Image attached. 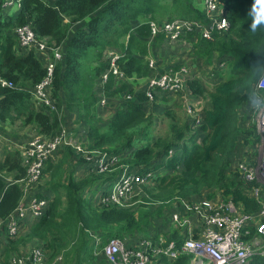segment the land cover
Masks as SVG:
<instances>
[{
	"label": "trees",
	"instance_id": "trees-1",
	"mask_svg": "<svg viewBox=\"0 0 264 264\" xmlns=\"http://www.w3.org/2000/svg\"><path fill=\"white\" fill-rule=\"evenodd\" d=\"M14 1L21 5L16 19L11 17L9 22L7 19L0 21V76L17 88H0V123L23 118L24 124L39 126L46 137L54 136L61 129L64 101L68 110L78 111L81 121L90 122L95 117L91 113L100 98L95 88L107 96L119 95L126 90L125 84L114 88L118 79L113 74L101 88V78L110 67L109 60L104 59L107 49L119 51L118 64L124 76L132 77L137 73L141 77L146 74L142 70L147 67L145 57L150 53L149 43L143 41L152 38L150 22L162 24L175 19L208 22L206 14L196 8L200 0H57L55 6L46 0ZM225 1L229 32H215L214 42L202 40V44L204 55L216 51L231 57L230 72L212 94L213 108L206 112L198 128H194L195 120L203 114L192 120L191 129L188 125L172 126V135L164 150L172 160L168 167L177 174L163 180L154 194L149 190L147 196L150 202L166 203L174 199L176 192L181 195L179 198H188L197 195L204 187L217 188L236 205L243 204L245 212L256 214L260 205L244 191L252 190L258 183L246 181L243 175L232 170V163L240 154L237 150L241 141L248 143L250 139L251 135L244 137L245 132L241 129L242 117L247 119L243 106L253 96L254 85L264 72V0ZM1 7L2 0L0 10ZM87 20L85 26L78 28L70 38L71 27ZM140 22L142 25L134 30ZM14 23L30 24L41 39L65 47L66 59L56 68L52 91L57 103L55 111L46 105L37 107L33 100L31 91L44 79L46 70L34 52L22 53L17 49L14 30L12 34L8 33L13 27L15 29ZM163 36L160 34L154 38V43ZM190 86L194 87L195 83ZM195 91L202 93L200 88ZM147 101L146 93L141 92L135 100L125 102L106 130H93L90 138L94 145L91 146L122 154L140 145L132 152L130 161L148 167L163 138L155 143L151 140L153 122L143 110ZM170 115L174 122L175 117ZM206 130L208 136L197 144L195 139L202 137ZM143 133L145 136L141 139ZM171 150L175 151L172 158L169 157ZM62 165L54 167L52 173V188L57 194L55 200L44 217L32 227L29 238L54 251L55 258L63 256L61 253L64 252L65 260L69 262L93 264L95 256L91 252L90 231L101 234L105 242L113 238H129L141 231L149 218L160 216L163 211V207L156 212L133 211L86 202L84 194L88 188L94 185L92 192L104 185L102 175H89L90 179L79 182L70 179L68 184H63ZM2 172L16 173L12 185L6 186L0 179V219L8 220L23 197L19 181L25 178L26 169L22 166L20 153L7 154L5 161L0 162ZM169 190H172L171 194ZM62 192L65 196L61 195ZM165 192L170 195H164ZM188 263L189 257L183 256L175 264ZM165 264L169 263L165 261ZM249 264H264V257L257 255Z\"/></svg>",
	"mask_w": 264,
	"mask_h": 264
},
{
	"label": "built area",
	"instance_id": "built-area-1",
	"mask_svg": "<svg viewBox=\"0 0 264 264\" xmlns=\"http://www.w3.org/2000/svg\"><path fill=\"white\" fill-rule=\"evenodd\" d=\"M120 1V0H115ZM205 14L208 22L191 21L186 19H175L158 22H150L152 39L164 35L172 41H179L188 36H200L203 40L215 41V32L227 34L230 26L228 21V7L225 0H205ZM20 8L14 0H2V11L12 12ZM14 35L17 39V47L21 52H34L35 55H43L46 58V75L44 79L31 91L33 100L38 105H46L51 110H56V100L53 98V86L55 73L58 65L63 64L66 57L64 45L57 46L48 39H41L33 30L30 24L16 25ZM155 40V39H154ZM37 57V56H36ZM121 55L116 49H109L107 58L110 67L101 78V88L108 82L110 74L116 78H122L124 74L120 70L118 61ZM0 88H12L17 86L0 76ZM182 88L177 77L163 74L158 78H150L146 89V96L149 101H154L155 92L178 93ZM256 98H263L256 108L261 106V111L257 115L258 136L260 138L261 158L256 164L255 154L240 152L234 160V171L243 175L246 181L256 182L262 180V184L252 190L244 192L254 198L260 205L256 214L242 211L237 212L235 203L221 202L217 207L210 201L202 203H190L184 200L180 204L186 212L197 217L198 222L203 226L199 236L191 235L184 243V250L195 256L193 264H249L257 256L264 257V72L254 85ZM126 101H132L133 97L128 94ZM263 101V102H262ZM102 106L106 105V99H100ZM247 113V125H251L252 107H244ZM190 113L192 111L190 110ZM242 114V113H241ZM243 115V114H242ZM204 117L195 120L194 128H198ZM194 120V119H193ZM255 138V141H256ZM244 140L241 141V144ZM72 150L77 161L83 166L88 175H107L115 173L112 183H104L99 191L96 205L99 207L116 206L123 209L138 208V204L147 205L145 188L152 186L157 175L144 166L129 165L124 161L130 159L133 149L122 154H114L108 150L97 147H88L79 140L71 137L65 127L52 137L38 134L30 138L24 153L22 154V165L26 169V176L20 180L23 197L15 213L10 217L7 225V233L10 239H18L21 234V226L26 219V215L32 216V221L37 224L46 214L50 205L55 200V194L42 187L44 183V170L47 163L53 156ZM245 149V148H244ZM175 151L169 152L172 158ZM235 177V176H234ZM30 189H36L37 195L29 201L25 200V195ZM17 212V214H16ZM172 220L183 227L182 217L175 213ZM187 223L189 222L186 220ZM95 250V256L103 257L107 264H163L164 257L177 258L179 255L174 243H170L167 248H163L164 239H159L158 243L144 241L142 243H132L129 238H113L105 242L101 234L95 232L88 233ZM2 262L0 255V264ZM63 256H58L53 261L48 258V253L43 245H40L26 255H15L9 264H62ZM206 262V263H205Z\"/></svg>",
	"mask_w": 264,
	"mask_h": 264
},
{
	"label": "crops",
	"instance_id": "crops-1",
	"mask_svg": "<svg viewBox=\"0 0 264 264\" xmlns=\"http://www.w3.org/2000/svg\"><path fill=\"white\" fill-rule=\"evenodd\" d=\"M46 1L52 6H55L57 2V0ZM196 8L205 13V0L198 1ZM19 12L20 10H16L15 7V9L10 12V15L14 13L17 15ZM87 22L88 20L71 27L70 38L76 33L78 28H82ZM133 24L136 25V23ZM141 25L142 22H140L138 26L136 25L137 27L134 28V30L139 28ZM13 30L14 27L12 28V31L9 30L8 33L12 34ZM202 40L203 39L197 35L187 37L179 41H172L163 36L155 43V40L150 37L143 39V41L148 42L150 46V53L147 57H145L147 67H144L142 70V72H145L146 74L139 77L137 73H135L132 77L123 76L120 79L116 78L118 81H116L114 88H121L124 84L127 87L126 90L119 95L114 94L112 96H107L101 89L98 90L95 88V93L100 98L95 111H92L91 113V115H94L95 117L90 122L81 121L79 119L78 111L76 109L74 111L68 110L66 102L64 101V111L62 113V119L64 122L61 125L68 130L71 137L76 138L83 145H94L90 138V134L95 128H100L104 131L112 124L116 115L123 109L124 103L129 102L124 98L126 95L130 94L133 97L132 101L135 100L138 97V94L146 92L150 78H158L163 74H169L177 77L182 85V88L178 93L162 94L160 92H155L154 101H147L143 104L144 112L153 122L151 140L155 143L160 138H163L162 144L160 147L158 146L159 148L156 149V154L151 159L149 166L146 167L155 173L157 177L152 186H146L145 194L147 189L155 192L161 183H163V180L167 181L169 178H173L177 174L168 167V164L171 163L172 160L168 159L167 152L164 150V148L168 145L169 137L172 135V126L179 124L181 127L182 125H188L189 129L193 128L191 123L196 116L203 114L201 117H204L206 112L212 110L211 96L215 92L218 85L228 77L230 72L232 58L216 51L204 55L205 48L203 47ZM36 56L45 68L47 63L46 58L40 54ZM104 59H106V56H104ZM191 83H195V86L191 87ZM199 88L202 93L195 91ZM112 92H114V90L111 91V94ZM61 95H63V93ZM254 95L255 93L253 96ZM260 95L264 97V94ZM255 96H257V94ZM102 97L106 99L105 106H102L100 103V99ZM247 102L249 103L250 99H248ZM176 107L182 111L184 121L178 119L175 115L174 111ZM190 110L192 113H190ZM170 114L175 117L174 122H172L173 119L170 117ZM161 116L165 117V121H159ZM23 121V118H15L10 123H0V162L5 161L8 153L17 152L22 156L32 135L35 136L39 133L41 134V128L39 126L34 124L26 125ZM161 123H164V128L161 133L158 134L154 131V127H158L159 129ZM208 134L209 131H203L202 137L195 139V142L197 144H201L202 138L207 137ZM144 136L145 133H143L141 139H143ZM139 147L140 145H136L133 150L136 151ZM247 150L248 149L245 148V151ZM124 162L131 166L134 165V162H131L130 159L125 160ZM61 163H63V177L61 180L63 184H68L70 179L79 182L91 178L86 173L83 166L77 161L76 156L71 150L53 156V158L47 163L44 170V183L42 187L46 190L50 189L49 191L53 192L55 196L57 194L52 188V173L54 171V167ZM179 172L181 171L179 170ZM15 175L16 173L2 172L0 173V179L6 184V186H9L15 182ZM115 176L114 172L104 175L102 176L103 181H101V183H112ZM93 186L86 190L84 198L89 200H85L86 202H92L96 205V201H98L99 197V191H97V195L94 197L92 196L91 199L90 197H87L88 191L93 189ZM37 193L38 191L36 189H30L25 195V200L29 201L36 196ZM145 198L147 200L149 199L148 196H145ZM181 200L190 203L210 201L216 207L218 203H228L231 201L229 198L224 197L219 189L204 187L197 195L188 198L176 197L166 203H153L148 200L149 206L138 204V208L132 209L133 211L150 210L152 212H156V210L163 207V211L160 216L149 218L148 224L146 226L144 225L141 231L129 237L130 241L134 244L142 243L144 241L158 243L159 239L163 238V248H167L170 243H174L179 256L175 259L164 257L162 259L163 264H165V261L169 264H175L183 256L189 257L188 264L191 262L193 264L195 259L194 254L184 250V243L191 235L199 236L202 232L203 226L198 222L195 215L186 212L185 208L180 204ZM235 208L238 213L245 211L244 205L241 203L237 205L235 204ZM175 213H178L182 217L183 222H185L183 227H180L172 220V215ZM10 219L11 218L8 220L0 219L1 264H9L13 256L29 254L36 247L43 245V243L38 240L29 239L32 227L35 225L32 221L31 215H26V219L22 223L21 234L18 239H10L8 237L7 225ZM186 220L189 222L187 223ZM180 242L182 243L181 246H179ZM23 245H26V247ZM93 254H95V250ZM48 258H50L49 255ZM99 264H101V262ZM102 264L107 263L104 262Z\"/></svg>",
	"mask_w": 264,
	"mask_h": 264
},
{
	"label": "rangeland",
	"instance_id": "rangeland-1",
	"mask_svg": "<svg viewBox=\"0 0 264 264\" xmlns=\"http://www.w3.org/2000/svg\"><path fill=\"white\" fill-rule=\"evenodd\" d=\"M3 11H2V9L0 10V21H1V23L2 22H4V21H6L5 19H7V21L6 22H9L10 21V18L11 17H13V16H9V13L6 11L5 13H2ZM13 25H16L15 23L13 24ZM263 98H251L250 99V102L248 103V102H246L245 103V105H244V107H248V108H250V107H252V109H255V110H252L251 111V116H252V123H251V125H247V119L245 120L242 116V124H241V129L245 132V134H244V137L245 136H248L249 134L251 135L249 138V141H248V143H245V141H244V143L243 144H241V146H239L238 148V150H237V152H243L244 151V154H246V155H248L247 153V151H245V149L244 148H249L250 150H249V152H251L250 154L252 155V154H256L257 153V156L255 157L256 158V164L258 165L259 164V160H258V158H261V153H262V151H261V149H260V138L259 139H257L256 137H259L258 136V134L259 133H257L258 132V127L256 128V122H257V115H258V113L261 111V106L260 107H258V108H256L255 107V105H257L258 103H260V100H262ZM263 102V101H262ZM175 111H177V112H175ZM175 111H174V113H175V115L178 117V119H180V120H182V121H184V118H183V114H182V111L178 108V107H176L175 108ZM160 120H162V121H165V117L164 116H161L160 117V119H159V121ZM180 120H178V121H180ZM163 128H164V123H161V126L159 127V129H158V127H154V131H156L158 134H160L161 133V131L163 130ZM155 133V132H154ZM239 133H240V131H239ZM255 138H256V141H255ZM23 166V165H22ZM234 162L232 163V170L234 171ZM230 174H231V172H230ZM262 184V180L261 181H259V185H261ZM91 190V189H90ZM88 191V193H87V197L89 198L90 197V199L92 198V196L94 197V196H96L97 195V191H98V189H94L92 192L91 191ZM150 189H147V192L146 193H148V191H149ZM170 191V194L172 193V190H169ZM153 194H154V191H153ZM164 195H166V196H168V195H170V194H168V192H165V193H163ZM61 195H63V196H65V194H64V192H62L61 193ZM178 196H181V195H179L177 192L175 193V195L172 197V198H175V197H178ZM64 198L65 197H63V200H64ZM181 198V197H180ZM263 198H264V196H263ZM85 200H87V201H89L88 199H85ZM65 201V200H64ZM148 208H151V207H148ZM24 247H26V245H23ZM45 248V250L46 251H48V255L50 256V259H51V257L53 258L55 255H54V251H49V249L45 246L44 247ZM69 250H70V248H69ZM91 252L93 253L94 252V250H92L91 249ZM61 254H63V256H64V252L63 253H61ZM95 256V255H94ZM55 258V257H54ZM54 259H52L51 261H53ZM98 261H100L101 262V264L102 263H104L105 262V260L102 258V257H98V256H95V258H94V260H93V264L95 263V264H98ZM74 262V261H73ZM73 262H69V261H67V260H65V256H64V258H63V262H62V264H74ZM89 264H91V263H89ZM190 264H192V262L190 263Z\"/></svg>",
	"mask_w": 264,
	"mask_h": 264
},
{
	"label": "clouds",
	"instance_id": "clouds-1",
	"mask_svg": "<svg viewBox=\"0 0 264 264\" xmlns=\"http://www.w3.org/2000/svg\"><path fill=\"white\" fill-rule=\"evenodd\" d=\"M15 2H16V1H15ZM17 3H18V2H17ZM18 4H19V3H18ZM19 5H20V4H19ZM16 10H21V5H20V8H18V9H16ZM2 13H3V12H2ZM19 13H20V12H19ZM9 16H13L14 19H16V17L18 16V14L16 15V14L14 13V14L10 15V13H9ZM15 38H16V37H15ZM17 45H18V43H17ZM17 49H18V47H17ZM18 50H19V49H18ZM108 50H109V49L106 50V54H105L107 60H109V59L107 58V52H108ZM19 51H20V50H19ZM20 52H21V51H20ZM22 53H26V52H22ZM44 69H45V68H44ZM254 93H255V92H254ZM255 95H256V93H255ZM255 95L252 96V97L250 96L249 99H251V98H253V99L256 98ZM41 134H42V133H41ZM128 150H130V149H128ZM258 186H259V185H258Z\"/></svg>",
	"mask_w": 264,
	"mask_h": 264
}]
</instances>
